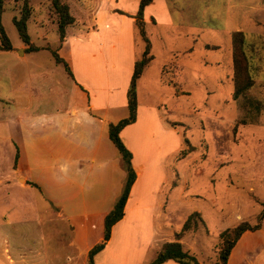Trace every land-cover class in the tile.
Wrapping results in <instances>:
<instances>
[{
    "label": "rangeland",
    "instance_id": "374dc122",
    "mask_svg": "<svg viewBox=\"0 0 264 264\" xmlns=\"http://www.w3.org/2000/svg\"><path fill=\"white\" fill-rule=\"evenodd\" d=\"M62 1L75 23L61 43L51 0H29L30 42L41 49L27 53L13 20L21 17L24 1L3 2L2 23L13 45L0 50V157H6L0 167L7 170L17 156L21 104L50 113L70 103L85 105L90 98L109 106L112 121L127 117V91L146 48L134 17L140 0ZM164 1L168 14L158 2L144 11L154 58L137 83V121L123 132L136 162L148 170L141 185L150 182L159 203L143 228L140 255L133 257L130 241L121 245L117 258L120 264H148L158 246L173 241L188 216L199 212L204 224L182 239L200 263L216 264L220 233L247 222L257 227L238 240L227 264H264V0ZM235 31L243 33L246 72L254 80L238 99H233ZM47 46L66 61L78 85ZM10 132L14 145L6 142ZM33 195L42 206L40 194ZM36 212L43 224L30 221L29 233L59 235L62 249L68 250L66 241L73 235L92 247L102 241V217L68 221L57 218L56 208ZM155 222L161 233L151 245ZM46 244L55 243L48 238ZM111 260L108 252L97 256V264Z\"/></svg>",
    "mask_w": 264,
    "mask_h": 264
},
{
    "label": "crops",
    "instance_id": "0c3cea01",
    "mask_svg": "<svg viewBox=\"0 0 264 264\" xmlns=\"http://www.w3.org/2000/svg\"><path fill=\"white\" fill-rule=\"evenodd\" d=\"M157 2L163 4L162 8L168 14L164 0H153L145 10ZM69 35L68 32L66 39ZM71 78L78 85L74 74ZM19 106L21 116L15 126V135L20 146L11 132L6 140L13 145L16 143L15 164L10 162L8 170L0 167V264H79L78 259L82 260L80 264H89L88 253L92 246L88 241L78 243L77 235L69 236L65 247L68 250L62 249L59 235L48 237L43 232L29 233L30 225L34 222L43 224L38 219V208H43L48 214L56 208L57 218L68 221L76 218L87 222L95 217L105 219L122 193L127 175L122 155L110 139L109 124L125 117L119 115L112 121L109 106L95 105L90 98L85 105L76 107L70 103L50 113L32 109L27 103ZM8 118L11 116H6L7 121ZM133 124L135 122L122 129V140L123 132ZM10 129L14 127L10 126ZM128 146L136 181L125 205L124 217L113 225L110 239L94 257L95 264L97 256L104 252L112 257L111 264H120L117 257L121 245L124 247L130 241L134 248L132 255L138 257L141 238L144 237L143 228L149 217L155 215L154 208L159 203V198H154L156 188L150 182L141 185L140 180L148 170L143 163L136 162L138 155L130 143ZM0 158L6 160V157ZM22 178L24 182H21ZM31 190L40 194L42 206ZM30 202L34 210L31 217ZM31 230L34 231L33 228ZM160 233L155 222L149 238L151 245L157 242ZM48 238L55 244L47 245ZM179 241L183 243V239ZM162 245L158 246V251ZM162 264L180 263L169 260Z\"/></svg>",
    "mask_w": 264,
    "mask_h": 264
},
{
    "label": "trees",
    "instance_id": "16d2710c",
    "mask_svg": "<svg viewBox=\"0 0 264 264\" xmlns=\"http://www.w3.org/2000/svg\"><path fill=\"white\" fill-rule=\"evenodd\" d=\"M23 7L21 10V17L13 19L14 24L17 27L20 38L25 44L28 45L26 49L27 52L39 51L41 47L34 46L30 42V35L28 32V20L31 16V7L29 0H23ZM3 2L0 0V50L10 51L13 49V45L10 42V38L5 30L2 23V13H3ZM153 0H140L139 9L137 14L134 16L136 19V25L138 26L141 35L146 42V48L142 57L135 62L131 82L128 89V109L129 115L117 123L109 124V136L112 142L115 144L117 149L122 155L124 164L126 167L127 175L125 178L122 193L116 200L112 210L107 213L104 219V233L101 242L95 244L88 253L89 264H95L94 257L101 251L106 242L111 237V230L114 224L124 217V209L126 202L129 198L131 188L136 181V172L132 165V153L127 148L123 142L120 132L122 129L136 121L137 114V83L139 78L142 76L145 68L149 66L154 56L151 54V43L150 39L146 35L144 27V11L145 8L151 4ZM51 7L54 9L55 13L58 15V32L60 36L61 43L65 40L67 36L68 27L75 23V17L72 15L70 6L68 3L62 0H51ZM233 63H234V91L233 99H238L241 95L245 94L254 85V80L250 77L247 71V58L244 51L245 40L242 31H235L233 34ZM48 50H51L52 54L55 56L58 62H62L68 71L69 76L73 77V73L68 67L66 61L57 53V51L47 46ZM184 150L182 154H186ZM183 154V155H184ZM200 224H204V219L199 212L191 213L186 221L184 222L180 231L175 233L174 241L165 242L159 249L157 256L154 260L148 264H162L166 261L173 260L180 264H202L197 259V257L191 253L189 250L184 249L183 243L180 242L187 232L196 231ZM257 226H252L247 222H243L236 227L227 228L220 233L218 260L216 264H227L229 256L235 247L236 243L240 238L248 231L255 229Z\"/></svg>",
    "mask_w": 264,
    "mask_h": 264
}]
</instances>
